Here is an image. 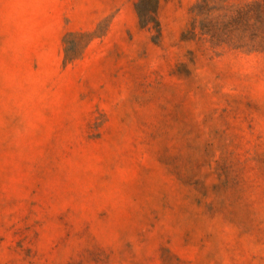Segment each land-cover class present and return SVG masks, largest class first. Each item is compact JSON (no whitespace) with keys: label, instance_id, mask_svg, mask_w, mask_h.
I'll use <instances>...</instances> for the list:
<instances>
[{"label":"rangeland","instance_id":"obj_1","mask_svg":"<svg viewBox=\"0 0 264 264\" xmlns=\"http://www.w3.org/2000/svg\"><path fill=\"white\" fill-rule=\"evenodd\" d=\"M138 1L0 0V264H264V53Z\"/></svg>","mask_w":264,"mask_h":264},{"label":"trees","instance_id":"obj_2","mask_svg":"<svg viewBox=\"0 0 264 264\" xmlns=\"http://www.w3.org/2000/svg\"><path fill=\"white\" fill-rule=\"evenodd\" d=\"M159 0H139L136 6L143 27L154 25L159 32ZM189 34L208 37L215 45H229L248 53H264V0L230 6L228 0H200ZM187 36V34H186Z\"/></svg>","mask_w":264,"mask_h":264}]
</instances>
